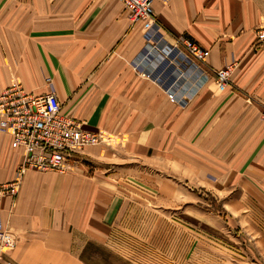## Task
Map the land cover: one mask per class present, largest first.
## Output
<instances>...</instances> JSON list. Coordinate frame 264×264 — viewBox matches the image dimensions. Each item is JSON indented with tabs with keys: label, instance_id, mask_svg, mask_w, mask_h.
I'll return each instance as SVG.
<instances>
[{
	"label": "crops",
	"instance_id": "crops-1",
	"mask_svg": "<svg viewBox=\"0 0 264 264\" xmlns=\"http://www.w3.org/2000/svg\"><path fill=\"white\" fill-rule=\"evenodd\" d=\"M152 6L163 38L150 49L148 23L131 21L118 0H0V90L13 77L42 93L50 77L63 112L84 129L119 132L127 143L122 150L176 151L182 134V153L188 167L199 163L205 191L231 197L233 214L247 209L243 201L264 207V44L253 34L264 24V0H154ZM180 37L206 50L204 60L188 57L182 44L174 48ZM228 65L231 86L212 94L211 75ZM209 98L222 104L221 112L208 111ZM109 152L89 146L67 171L19 176L17 192L0 200V225L14 241L11 260H95L90 249L106 239L125 200L117 189L123 181L96 175V160L108 162ZM18 163L19 152L0 130V183L15 179Z\"/></svg>",
	"mask_w": 264,
	"mask_h": 264
},
{
	"label": "rangeland",
	"instance_id": "rangeland-1",
	"mask_svg": "<svg viewBox=\"0 0 264 264\" xmlns=\"http://www.w3.org/2000/svg\"><path fill=\"white\" fill-rule=\"evenodd\" d=\"M147 44L153 49L154 42ZM225 67L230 70L225 85L217 82L215 72L211 75L214 88L209 91L214 95L224 94L231 86L232 67ZM13 81L17 79L11 77L9 83ZM183 102L178 106L185 107L187 102ZM208 102V111H222V104L215 106L210 98ZM240 108L244 107L240 104ZM182 127L183 122L179 130ZM99 132L103 139L99 145L109 147L111 158L96 160V175H113L115 181H123L117 189L125 200L106 239L97 241L94 251L91 247L95 260L85 264H264V207L257 200L243 201L247 209L233 214L231 197L217 198L205 191L199 163L193 161L188 167L189 159L182 153V134L176 151H151L146 145L144 151L132 152L122 150L126 142L119 132L112 136ZM110 164L111 170L104 169Z\"/></svg>",
	"mask_w": 264,
	"mask_h": 264
},
{
	"label": "built area",
	"instance_id": "built-area-1",
	"mask_svg": "<svg viewBox=\"0 0 264 264\" xmlns=\"http://www.w3.org/2000/svg\"><path fill=\"white\" fill-rule=\"evenodd\" d=\"M118 1L131 21L148 23L145 38L154 42L153 47L156 48L155 44L163 36L160 31L162 27L153 13L154 0ZM158 1L167 4L170 0ZM253 34L256 44H264V25L256 27ZM179 44L183 45L187 54L204 60L206 50L196 42L180 37L176 39L174 48H179ZM229 74L230 70L226 67L216 70L217 82L225 85ZM45 84L49 90L42 93L27 90L19 80L10 82L0 90V130L8 134L10 148L19 152L16 177L0 183V200L4 195L17 192L18 178L24 171L64 172L68 162L76 160L86 147L99 145L103 141L99 131L84 129L80 122L63 112L58 95L50 89V77L45 78ZM168 97L171 101L175 100L172 93L168 92ZM13 247L14 241L7 237L4 226L0 225V264H16L7 256Z\"/></svg>",
	"mask_w": 264,
	"mask_h": 264
}]
</instances>
